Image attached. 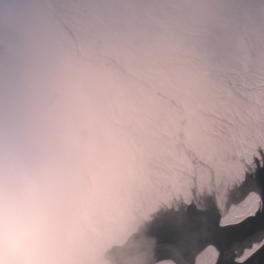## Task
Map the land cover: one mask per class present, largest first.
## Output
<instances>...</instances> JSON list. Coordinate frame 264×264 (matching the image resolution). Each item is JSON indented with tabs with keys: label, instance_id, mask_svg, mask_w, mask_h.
Here are the masks:
<instances>
[{
	"label": "clouds",
	"instance_id": "obj_1",
	"mask_svg": "<svg viewBox=\"0 0 264 264\" xmlns=\"http://www.w3.org/2000/svg\"><path fill=\"white\" fill-rule=\"evenodd\" d=\"M224 53L264 65V0H0V264H162L176 146L145 96L195 139Z\"/></svg>",
	"mask_w": 264,
	"mask_h": 264
},
{
	"label": "snow or ice",
	"instance_id": "obj_2",
	"mask_svg": "<svg viewBox=\"0 0 264 264\" xmlns=\"http://www.w3.org/2000/svg\"><path fill=\"white\" fill-rule=\"evenodd\" d=\"M216 70L211 116L195 139L176 113L153 128L176 146L163 195L216 194L220 214L204 222L195 264H264V65L224 53Z\"/></svg>",
	"mask_w": 264,
	"mask_h": 264
},
{
	"label": "bare ground",
	"instance_id": "obj_3",
	"mask_svg": "<svg viewBox=\"0 0 264 264\" xmlns=\"http://www.w3.org/2000/svg\"><path fill=\"white\" fill-rule=\"evenodd\" d=\"M208 114L210 117L211 111ZM193 187L190 200H185L183 195L173 198L179 204L178 210L164 204L151 213L152 219L147 222L148 235L156 238V259L162 264L169 261L173 264H195L199 256L196 251L203 244L204 222L220 214L215 192Z\"/></svg>",
	"mask_w": 264,
	"mask_h": 264
},
{
	"label": "rangeland",
	"instance_id": "obj_4",
	"mask_svg": "<svg viewBox=\"0 0 264 264\" xmlns=\"http://www.w3.org/2000/svg\"><path fill=\"white\" fill-rule=\"evenodd\" d=\"M210 102H212V101H210Z\"/></svg>",
	"mask_w": 264,
	"mask_h": 264
}]
</instances>
